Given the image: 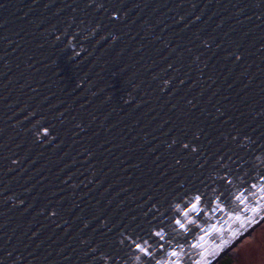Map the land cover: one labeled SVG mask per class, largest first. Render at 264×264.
I'll use <instances>...</instances> for the list:
<instances>
[{"label":"water","instance_id":"obj_1","mask_svg":"<svg viewBox=\"0 0 264 264\" xmlns=\"http://www.w3.org/2000/svg\"><path fill=\"white\" fill-rule=\"evenodd\" d=\"M255 3L126 0V26L112 42L106 29L88 31L102 17L85 0H0V264H96L89 249L101 239L113 245L118 264H140L129 241L118 243L120 233L148 240L152 264H212L264 219V116L256 115L264 111V6ZM205 38L221 45L218 55L202 47ZM67 41L86 51L70 61ZM237 45L241 61L221 58ZM217 108L228 123L213 119ZM233 123L258 141L255 147L247 140L228 145L222 155L231 160L215 170V160L204 169L192 161L169 167L165 145L173 136L200 126L216 137ZM184 189L204 194L201 214H190L198 227L187 232L172 222L183 219L175 205L188 203ZM53 207L60 212L55 224L40 212ZM149 208L155 215H145ZM105 215L124 225L102 238L92 231L93 216ZM160 228L164 251L149 235ZM172 250L179 256H168Z\"/></svg>","mask_w":264,"mask_h":264},{"label":"snow or ice","instance_id":"obj_2","mask_svg":"<svg viewBox=\"0 0 264 264\" xmlns=\"http://www.w3.org/2000/svg\"><path fill=\"white\" fill-rule=\"evenodd\" d=\"M5 5L0 4V7H4ZM139 4L134 5V7H139ZM195 6V5H193ZM256 8H261L264 6V0H256V3L253 5ZM84 7L92 9L95 13L99 14L102 19H98L95 21V23L92 24V27L88 30L91 35L95 34L98 31L101 30H107L106 36L111 37L112 42H116L120 39V32L119 28L121 26H126L127 21V15H128V7L126 4V0H85ZM261 17H264V13H261V16L258 17L260 19ZM81 24L84 23V21H80ZM79 35V32L73 33L72 36L74 38ZM104 39L105 37H101ZM197 39H200V37H197ZM56 41L60 40V36L55 37ZM202 47L210 52L212 55H218L221 50V45L219 43L214 42L211 38H205L200 41ZM65 49H72L71 55L68 56V59L74 60L75 57L80 55V52L86 51L84 47H80V51L75 50V44H73L70 41H67L64 44ZM190 51V49H189ZM200 55H203L201 53ZM200 55H197L194 57V61L197 63V67L199 68L201 66V59ZM245 53L240 50L239 45L235 46L232 50H225L221 58L222 59H231L233 62L241 61L244 57ZM79 63V61H77ZM203 67L207 68L208 64L205 60L203 62ZM171 83L170 80H164L163 84L164 86H168ZM183 83V81H181ZM80 84L77 83V87H79ZM135 87V85H133ZM164 89L162 88L161 91ZM131 100V94H129L128 99H125V103H129ZM192 108H195L196 105L192 103V101L187 102ZM216 112L218 113V116H214L213 119H218L220 116H225V120L222 121V123H228L229 120H231V117H227L226 113H224L220 108L216 109ZM62 115V114H61ZM258 116H264V111L256 113ZM61 123H63V120H61ZM76 129L79 131H84V126L82 122H78L74 125ZM211 127V125H209ZM232 131L230 132H224L219 131L216 137H211L210 133L205 130L204 127L196 126L192 131L191 135L187 136H173L169 142L166 143L165 147L168 150L169 154L173 157V163L169 165L170 168H176L179 166V168H186L188 167L187 162L192 161L193 164H199L201 169H204L208 167L211 163V161L215 160L214 170L219 169L222 167V161L227 158L231 160V156H228L227 153H223V150L230 144H233L237 147H244L245 145L242 143V140H247L248 143L252 144L254 147L258 143L257 140H252L251 136L249 135V132L243 131L242 127H237L235 123L230 125ZM55 131V129H54ZM255 132V129L252 130ZM79 133L76 132L74 135H78ZM42 135L47 139L49 137V130L47 127L43 128ZM59 135V133H57ZM262 136H264V133H261ZM260 138L258 137V140ZM215 141H219V143H215ZM41 144L44 143V141H40ZM51 143V141H49ZM216 157H219V159H216ZM259 159V157H257ZM183 161V163H182ZM202 161V162H201ZM13 163H16V161H13ZM162 175H166V173H162ZM211 178V177H209ZM217 179L224 181L226 180V177H220L218 176ZM203 183V182H202ZM228 184H231V181H227ZM71 187L75 188L76 185L73 184ZM253 188H256L257 185L253 184ZM184 188L183 184L177 185V190ZM261 192H264V174L261 175V186L259 189ZM191 189H184L183 196L189 197L188 203L185 205V207L181 208V205L177 203L175 205V211L177 213V217H183L181 218H174L173 223L176 225L177 228H179L183 232L188 231L189 225H196V221L191 218V213H195L197 216L201 214L200 204L203 202L204 194L200 191V189L195 190V194L189 195ZM148 200H152V196L147 197ZM264 198V197H262ZM219 199V197H218ZM237 200H241L243 202V198L238 196L236 197ZM8 198H5V201H7ZM23 203V201L21 202ZM219 207V205H218ZM221 211L223 209H220ZM259 209L253 208L252 211L256 212ZM158 211V209H157ZM41 214H44L47 212L48 218L51 219L52 223H56L55 218L60 215L59 210L56 207H53L51 209H45L42 208L40 210ZM151 213L152 215H155L154 212H152V209L149 208L148 212L145 213V215H148ZM94 220H97L98 223L94 227H92L93 232H98L99 235L103 237H107L109 233L113 232L114 228H117L121 225H124V220L120 219V223L117 224L116 220L117 218H113L112 216H93ZM133 220L136 219L135 216L132 217ZM235 219L240 220L241 218L239 216L235 217ZM149 223H151L149 221ZM91 221L84 220L83 226L85 228L90 227ZM111 225V226H110ZM139 227V225H137ZM104 229H107V231H104ZM125 229H127V226L125 225ZM216 226H212V228L209 230L206 235L210 234L212 231H216ZM121 239L118 241L120 245H124L126 241H129L131 245L134 246L132 249L135 253H139V255L135 256V259L140 262V264H152V261L155 259L154 253L152 250L151 245L149 244L148 240L142 239L140 242H137L135 239H132L130 236H125L123 233H120ZM151 237L158 238L160 241L159 249L161 251H164L166 237L165 232L163 228H160L156 231H151L149 233ZM204 236L199 237L201 241L204 240ZM193 247H200L199 244L193 245ZM113 245L109 244L106 240L101 239L99 242L95 243V247H91L89 251L93 253L92 259L96 262V264H118V257L114 255L112 252H110L108 249H112ZM120 250V249H118ZM168 256L170 257H178L179 253L175 250H172L168 253ZM141 257L146 258V261H141ZM155 264H161L160 260L156 259ZM168 264H180L179 260L169 261Z\"/></svg>","mask_w":264,"mask_h":264},{"label":"flooded vegetation","instance_id":"obj_3","mask_svg":"<svg viewBox=\"0 0 264 264\" xmlns=\"http://www.w3.org/2000/svg\"><path fill=\"white\" fill-rule=\"evenodd\" d=\"M212 264H264V219Z\"/></svg>","mask_w":264,"mask_h":264},{"label":"rangeland","instance_id":"obj_4","mask_svg":"<svg viewBox=\"0 0 264 264\" xmlns=\"http://www.w3.org/2000/svg\"><path fill=\"white\" fill-rule=\"evenodd\" d=\"M234 250H235L234 248H230L227 250V252H229V251L234 252Z\"/></svg>","mask_w":264,"mask_h":264}]
</instances>
